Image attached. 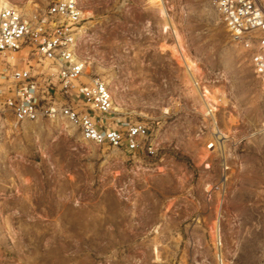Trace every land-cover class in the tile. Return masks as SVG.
I'll return each mask as SVG.
<instances>
[{
    "label": "rangeland",
    "instance_id": "rangeland-1",
    "mask_svg": "<svg viewBox=\"0 0 264 264\" xmlns=\"http://www.w3.org/2000/svg\"><path fill=\"white\" fill-rule=\"evenodd\" d=\"M6 1L30 14L56 0ZM214 1L162 0L191 81L159 0H76L86 75L152 124L157 156L83 143L63 122L7 125L0 264H264V93Z\"/></svg>",
    "mask_w": 264,
    "mask_h": 264
},
{
    "label": "built area",
    "instance_id": "built-area-1",
    "mask_svg": "<svg viewBox=\"0 0 264 264\" xmlns=\"http://www.w3.org/2000/svg\"><path fill=\"white\" fill-rule=\"evenodd\" d=\"M213 9L234 44L249 53L264 93V10L258 0H215ZM84 24L76 0L51 1L30 14L14 5L0 8V136L9 124L63 122L83 143L155 158L152 124L123 117L106 81L86 75L78 52ZM195 84L203 88L199 80ZM216 110L208 107L205 117L214 119Z\"/></svg>",
    "mask_w": 264,
    "mask_h": 264
},
{
    "label": "bare ground",
    "instance_id": "bare-ground-1",
    "mask_svg": "<svg viewBox=\"0 0 264 264\" xmlns=\"http://www.w3.org/2000/svg\"><path fill=\"white\" fill-rule=\"evenodd\" d=\"M4 5L3 6H7V5H11L9 2H7L6 0H0ZM159 2H160V7H161V9H160V11H161V13H162V15H163V17H165V24H164V30H165V33H167L168 31L169 32H171V36H172V38H173V45H172V50H173V52L174 53H176L177 54V56L185 63V65H186V70H187V73H188V75H189V78L191 79V81L193 80V74H192V67L193 68H196V63L193 61V60H191V59H189V58H187V55H186V51H185V47H183V45H182V37H181V35H180V33L178 32V31H176L175 30V28H174V26H173V24H172V22L170 21V19H169V17H168V15H167V11H166V9H165V7H164V5H163V2H162V0H159ZM2 7V6H1ZM0 7V8H1ZM187 60H189L188 62L190 63V66L187 64L188 62H187ZM204 90V89H203ZM197 91H199L200 92V95H201V97H203L204 99H206L205 100V102H210L209 101V96L211 95L210 93H209V91H207L206 89L204 90V91H200L199 89H197ZM208 103H207V105H208ZM216 134L222 139V138H225L221 133H220V131H217L216 130Z\"/></svg>",
    "mask_w": 264,
    "mask_h": 264
}]
</instances>
